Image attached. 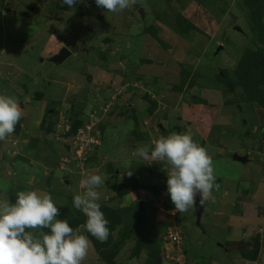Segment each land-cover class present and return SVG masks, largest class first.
<instances>
[{
  "label": "rangeland",
  "instance_id": "1",
  "mask_svg": "<svg viewBox=\"0 0 264 264\" xmlns=\"http://www.w3.org/2000/svg\"><path fill=\"white\" fill-rule=\"evenodd\" d=\"M180 1L187 5L181 7ZM202 1L206 3L200 7L196 0H138L130 8L112 13L97 7L95 0H78L72 8L62 0H0V94L14 97L22 112L18 135L14 131L0 141V202L11 203L10 190L21 184L27 187L24 191L48 192L60 213L66 215L75 210L73 193L84 191L80 181L97 174L105 179L98 189L100 204L118 213L127 206L136 208L127 219L121 213L124 223L114 225L110 232L115 240L125 229L131 232L136 228L134 239L128 240L130 246L123 243L121 252L125 247L132 250L136 239L143 238L140 236L148 239L154 235H160L158 246L167 244L171 249L172 244L164 239L165 226L175 222L185 247L181 254L175 250L174 261L166 260V248H161L163 264H177L179 256L182 264H264V158L259 156L264 130L259 127L254 132L263 120L256 107H261L264 97L258 103L247 100L246 94L243 98L228 93L213 71L229 66L233 59L230 55L225 63L221 52L218 56L222 45L227 54L234 52L238 57L242 47L253 49V10L249 0ZM181 15L201 32H191L185 38L177 20ZM147 26L163 44L145 29ZM63 48L72 55L60 64L51 62ZM37 93L42 98L35 99ZM79 101L90 117L92 138H87V154L71 167L75 144L63 134L70 126L72 102ZM54 104L59 113L50 117L56 122L55 134H42L41 124ZM150 107L153 115L147 109ZM143 112L148 115L143 117ZM53 113L50 109L48 114ZM133 115L143 117L140 142L133 131ZM99 124L105 127L100 129ZM172 132H189L213 160L218 188L214 187L207 199L201 225L194 204L185 213L170 214L174 204L167 194L166 161H154L150 153L148 159L134 155L138 146L154 147L153 140ZM36 139L46 143L35 141L30 146ZM50 141L61 158L57 167H46L47 162H53ZM95 155L98 162L92 158ZM234 155L248 156L249 161H235ZM108 167L114 173L106 172ZM114 183L138 184L139 189L117 197ZM151 185L156 189L151 191ZM141 202L147 210L144 213ZM156 209L165 218L164 228L156 226L159 234L151 225ZM142 230L147 233H140ZM26 231L38 234L39 230ZM81 233L87 236L83 228ZM256 235L258 259L243 261L238 253L246 247L241 244L250 242L252 247L251 238ZM219 244L230 246L231 251L227 253ZM103 249L91 244L81 264H105L100 254Z\"/></svg>",
  "mask_w": 264,
  "mask_h": 264
},
{
  "label": "clouds",
  "instance_id": "2",
  "mask_svg": "<svg viewBox=\"0 0 264 264\" xmlns=\"http://www.w3.org/2000/svg\"><path fill=\"white\" fill-rule=\"evenodd\" d=\"M77 2L78 0H62L70 8ZM137 2L138 0H95L97 7L112 13L121 12ZM21 117L17 100L0 94V141L15 131ZM152 145L154 147L138 146L134 155L148 159L150 153L154 161H166L169 166L167 194L174 204L170 214L175 216L177 213L187 212L198 195L200 202L207 203L212 189L218 188L215 185L213 160L207 150L194 142L189 132L161 135L159 139L152 141ZM128 174L131 175V172ZM104 184L105 179L101 175H89L80 181V187L84 191L73 193L75 208L81 210L87 218L81 228L101 243L106 242L109 236V221L99 203L101 196L98 189ZM16 195L14 204L7 200L0 202V264H81L91 241L88 236L80 234L81 228L74 230L66 220L58 218L60 211L52 196L39 189L18 191ZM26 229L39 231L34 234ZM44 229H50V232ZM244 244L250 246V242ZM244 244L241 246H245Z\"/></svg>",
  "mask_w": 264,
  "mask_h": 264
},
{
  "label": "trees",
  "instance_id": "3",
  "mask_svg": "<svg viewBox=\"0 0 264 264\" xmlns=\"http://www.w3.org/2000/svg\"><path fill=\"white\" fill-rule=\"evenodd\" d=\"M196 1L198 3L201 2V5H202V2H204V4L206 3V1H202V0H196ZM207 1H210V0H207ZM249 1H250L249 8L253 10V14L251 16L252 18L251 21L253 22L251 31H252L253 36L255 37V41L253 40L254 42L252 46L253 49L250 47L249 48L242 47V49H239V54H238L239 57H238L235 55L234 52L231 54H227V52L229 53V51L227 50L225 52L226 50L225 46L222 45V47L219 48L217 51L218 56H220L219 53L221 52L222 59L225 60V63H226V60L230 57V55L233 56V59H230L231 64L229 66L227 67H225V65L222 66L219 70H217V73L215 70L213 71L215 73V80L217 81V83L224 84L226 86L224 90H227L228 93H231L235 96H240L243 98H245L247 95V100L249 99L252 102L259 103L258 99L260 97H264L262 96L264 95L263 94L264 92V21H263L264 19L263 18L264 0H249ZM177 20H179L183 30L185 31L182 34L185 38H187L191 32H194V31L201 32V30L197 28V26L193 22L185 19L184 16L181 15L180 17H178ZM254 23L255 25H253ZM145 29L153 33L155 36V39L159 41L161 44H163V41H161L158 38L157 34L155 32H152V28H149V26H147ZM145 29L143 30V32L147 33ZM233 72H236V75ZM238 88H239L238 90L239 92L237 91ZM40 98H42V94L37 93L35 96V99H40ZM146 98L149 102H151V104H155V107H156L157 104L155 102H152L149 96H146ZM259 104L262 108H264V103H262V101H260ZM83 105L84 103L83 102L80 103V101L77 103L72 102L71 111H70L71 115L69 116L70 126L68 130H66L67 132L63 134L64 137H66V139H70V140L72 139L73 144H75L74 141L76 140V137L79 131L81 130L87 131L88 126H89L90 117L88 116V114H86L82 110ZM50 109L51 111H54L52 115L48 114ZM147 109L150 115L154 114L152 107L147 108ZM130 110H132V108ZM49 111L47 112V117H45L44 122L41 124V128L43 130L41 133L45 135L54 136L56 122H53L52 118L50 117H58L59 113L57 112L58 110L55 108V104L51 106V108H49ZM146 115H148V113L143 112V117H145ZM132 117L135 121V126L133 127L134 128L133 131L136 135H139V137H137V140L138 142H140V140H142L143 138V134L140 133L139 128L141 127L140 120L143 117L140 118L138 115H133ZM99 125H100L99 126L100 129H103L105 127L104 124L103 125L99 124ZM91 130L92 128L90 129V137L92 135ZM15 133L17 135L19 133V124L15 126ZM35 141L42 143V144L46 143L45 140L36 139V140H31L30 146H34ZM48 144H49V150L53 154V157H52L53 162H47L46 167L56 166V165L58 166V163L61 160L58 154V150L53 146L54 144L53 141L48 142ZM71 149H72L71 155L73 156L74 155L73 151L75 149V146L73 145ZM261 150L262 148L260 149V151ZM96 151H99V149L96 148ZM95 157L97 158V160L95 161L98 162L99 157L95 155L92 158H95ZM16 158L18 160H24L22 156H19V157L17 156ZM24 161L26 162V160ZM73 164H75V162L70 163V166L74 167ZM53 169L55 170V168ZM54 170L53 172H55ZM113 171L114 170H111V167H108L106 169V172L108 173H114ZM158 175L160 176L161 179H165L164 178L165 176L163 177L162 174L159 173ZM68 178L69 177H67V179ZM156 185L161 186V183L157 182ZM148 187L151 188V191H152V190H155L157 186L151 185ZM25 189H27V187L20 184V185H17V188L15 190L14 189L10 190L12 204L16 202L17 192L22 191V190L24 191ZM112 189H114V191L117 193V197L118 196L120 197V196L128 195L131 190H133L134 192L136 191L138 192L139 186L138 184H133V185L131 184L129 186V184L121 185L119 183H114ZM125 189L126 191L124 192ZM141 207H142V210H146L145 204H143ZM135 209L136 208L133 209V207H131V210H135ZM101 210L104 212L106 219L109 221V224L107 225L109 228V236H108L107 241L104 243H101L95 237L91 236V234L88 232H87V236L89 240L93 242L94 246L97 249H102V247L104 248L103 251L101 250L100 252L103 258V261H105L107 264H117L114 258L118 254L122 244L125 243L127 239H130L131 232L125 229V231L123 232L121 236H120L121 233L119 232L120 233L118 236L119 240L115 241L113 235H111L110 232L112 233V231L115 230V229H112L114 225L118 226L120 223H123L120 217V213H118L117 210L109 209L108 207L102 204H101ZM60 216H62V218H64L74 230L77 228H80L79 226L84 225L87 219L86 216L82 213V211L76 208L75 210H73V212L66 214V215H62L60 213ZM140 237H143V238H140V240L136 239L135 246L131 253V258L136 257L138 260H143L142 264H163L162 255H161L162 253L161 245L162 244L158 246V239L160 237L158 235L149 236L147 237L148 239H145V236H140ZM252 241H253L252 247L244 244L245 246H242V247H246V248H244L243 250H240V252L244 259L250 260V261H256L258 259L259 249H260L258 236L253 237Z\"/></svg>",
  "mask_w": 264,
  "mask_h": 264
},
{
  "label": "crops",
  "instance_id": "4",
  "mask_svg": "<svg viewBox=\"0 0 264 264\" xmlns=\"http://www.w3.org/2000/svg\"><path fill=\"white\" fill-rule=\"evenodd\" d=\"M184 3H186V5H187V1H180V4H178V5H181V7H182V5L184 4ZM196 5L197 6H200V7H202V5H200L199 3H196ZM186 7V6H185ZM158 24L156 23V26H157ZM256 112H257V114H258V117H259V115H261L262 117H263V120L261 121V124H259V125H257L256 126V130L254 131V132H256L257 130H259V127H260V129H261V131L263 132V130H264V108H262V107H256ZM259 123H260V120H259ZM263 134H264V132H263ZM261 148H262V152L260 151V155L259 156H261L260 157V159L261 158H264V140L261 142ZM249 154H250V152H249ZM249 158V157H248ZM249 161V160H248ZM134 200H135V198H134ZM131 203V202H130ZM129 203V204H130ZM127 205V204H126ZM134 205V204H133ZM132 205V206H133ZM143 205V202L141 203V206ZM209 205V204H208ZM122 206H125V202L122 204ZM133 209H134V207H133ZM159 209H156V211H155V213H156V215H155V222L154 223H152L151 225L153 226V227H155L156 228V230H157V232H155V234H159V232H160V230L158 231V228L156 227V226H158L159 225V227H162L163 226V221L165 220V218H161L160 216L162 215V214H160V212L158 211ZM119 211V210H118ZM147 210H142V212L144 213V212H146ZM120 214L122 213V214H124V219L126 218L127 219V217L130 215L131 216V214H135L136 213V210H131V208L130 207H128L127 206V209H121L120 210V212H119ZM126 213V214H125ZM121 214V215H122ZM160 215V216H159ZM124 223V222H123ZM166 223V222H165ZM169 223V222H168ZM170 224H172V222L170 223ZM170 224H167L166 223V226H165V228H168V226L170 225ZM172 225H174V222H173V224ZM163 228H164V226H163ZM136 229V228H135ZM135 229H133V228H131V235L132 236H130V239L131 238H133L134 239V237H135V234H134V232L136 231ZM164 230V229H163ZM162 230V231H163ZM117 231L118 232H120V230L119 229H117ZM116 231V232H117ZM146 232V230H142L140 233H145ZM147 233V232H146ZM80 234H82V233H80ZM159 237H160V235H158ZM115 237H117V238H115V240H117V239H119V237L116 235ZM182 238H183V236H182ZM129 239H127L126 241H125V244L126 245H128V246H130V243H129V241H128ZM92 245H93V243H91ZM91 244H90V246H89V249L91 248ZM135 246V245H134ZM163 247H167V244H162V246H161V248L163 249ZM183 249H184V247H185V244H184V239H183ZM226 247V248H225ZM230 246H226V244H224V248L226 249V252L227 253H229V251H231L230 250V248H229ZM233 247V246H232ZM125 249V251H120L119 250V252H118V262H117V264H132L133 263V261H135V262H137L138 261V259L135 257V258H131V253H132V250H128L129 249V247H128V249H127V247H125L124 248ZM182 248H180V249H176V254H178V253H180L181 254V251L183 250ZM180 251V252H179ZM239 254V256L241 257V253H238ZM116 255V256H117ZM180 258V260H178V261H176V262H174V263H177V264H182L183 262H181V256H179ZM242 258V260L243 261H248V260H245V259H243V257H241ZM116 261V260H115ZM236 261H237V258H236ZM164 262H167V261H164ZM105 264H107V263H105ZM185 264H186V262H185Z\"/></svg>",
  "mask_w": 264,
  "mask_h": 264
},
{
  "label": "built area",
  "instance_id": "5",
  "mask_svg": "<svg viewBox=\"0 0 264 264\" xmlns=\"http://www.w3.org/2000/svg\"><path fill=\"white\" fill-rule=\"evenodd\" d=\"M90 129L88 127L87 131L85 130H81L79 131L75 142V149H74V155L73 158L74 160H72V162H76L79 163L81 159H83V157L87 154V147L89 145L87 138L90 137ZM165 241H169L172 246L171 249L166 248L165 249V259L166 260H170V261H174V253L175 250L182 248L183 246V238L181 235V231L178 229V227H176V224L171 225L168 227V231H167V235L165 236ZM173 254V255H172Z\"/></svg>",
  "mask_w": 264,
  "mask_h": 264
},
{
  "label": "water",
  "instance_id": "6",
  "mask_svg": "<svg viewBox=\"0 0 264 264\" xmlns=\"http://www.w3.org/2000/svg\"><path fill=\"white\" fill-rule=\"evenodd\" d=\"M140 13L142 15H144L143 9L140 10ZM71 55H72V52L68 48H63L62 50H60V52L56 56H54L51 59V62H53L55 64H60ZM234 160L242 162V163H247L249 159H248V156L234 155ZM67 184H69V181H67ZM205 206H206L205 201L200 202V196L198 195L196 197V202L194 203V208H195V212H196L197 222L199 225L201 224L200 222H201L204 210H205ZM219 245L221 247H223L222 244H219Z\"/></svg>",
  "mask_w": 264,
  "mask_h": 264
},
{
  "label": "flooded vegetation",
  "instance_id": "7",
  "mask_svg": "<svg viewBox=\"0 0 264 264\" xmlns=\"http://www.w3.org/2000/svg\"><path fill=\"white\" fill-rule=\"evenodd\" d=\"M208 204V203H207ZM196 213V212H195Z\"/></svg>",
  "mask_w": 264,
  "mask_h": 264
}]
</instances>
